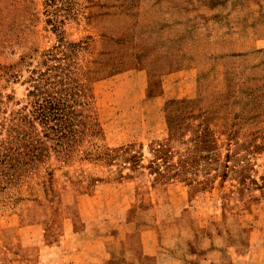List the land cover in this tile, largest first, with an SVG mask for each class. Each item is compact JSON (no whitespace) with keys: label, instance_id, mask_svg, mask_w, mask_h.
<instances>
[{"label":"rangeland","instance_id":"1","mask_svg":"<svg viewBox=\"0 0 264 264\" xmlns=\"http://www.w3.org/2000/svg\"><path fill=\"white\" fill-rule=\"evenodd\" d=\"M61 41L75 132L2 181L0 264H264V0H0V141Z\"/></svg>","mask_w":264,"mask_h":264},{"label":"trees","instance_id":"2","mask_svg":"<svg viewBox=\"0 0 264 264\" xmlns=\"http://www.w3.org/2000/svg\"><path fill=\"white\" fill-rule=\"evenodd\" d=\"M78 45L61 41L45 51L38 67L31 70L28 92L31 100L23 108L28 111L14 118L7 137L0 141V188L2 181L14 179L24 160L39 157L44 141L39 137L36 123L41 125L46 137H54L59 147L74 135V106L83 92L80 84L72 83L70 70Z\"/></svg>","mask_w":264,"mask_h":264}]
</instances>
